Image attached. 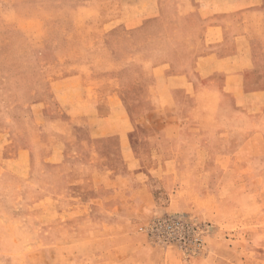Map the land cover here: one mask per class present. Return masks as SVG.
<instances>
[{
    "label": "rangeland",
    "instance_id": "1",
    "mask_svg": "<svg viewBox=\"0 0 264 264\" xmlns=\"http://www.w3.org/2000/svg\"><path fill=\"white\" fill-rule=\"evenodd\" d=\"M84 1L0 0V264H264V96L252 94L242 101V93L236 95V88H231L242 77L251 84L245 91H253L254 85L264 88V39H252V68L245 73L238 63L241 56L218 62L211 55L205 36L212 24L196 27L178 19L179 11L195 18L224 19L236 36L245 27L252 37L264 38V0H215L202 7L184 0L186 7L181 8L182 0H135L134 12L148 19L134 28L137 55L134 68L128 70L132 87L122 89V102L134 117L169 111L208 114L210 125L203 126L208 130L198 159L213 163L201 169L204 176L196 182V192L186 194L189 208L135 224L134 216L122 215V210H104L107 201L78 198L97 193L100 184L92 188L87 182L82 157L73 151L81 149L72 136L55 134L61 127L69 131L68 126L31 119L27 113L35 97L46 93L45 87L37 86L45 75V57L36 51L48 48L58 32L53 19L70 17ZM258 8L261 13H252ZM243 15L250 17L245 25L240 22ZM35 17L44 21L36 22ZM221 27L213 24L214 38L221 37ZM114 36L108 40L113 57L128 56L123 42L129 41L128 35L118 40ZM180 40L201 55L180 56ZM165 50L173 53L163 55ZM164 60L174 69L180 63L188 68L197 64L202 70L167 73L170 83L181 80L186 86L164 90V73L159 70ZM154 84L160 85L166 102L158 99ZM245 114L251 117L231 118ZM243 130L250 132L245 137L249 144L236 152ZM60 139L67 141L62 153L52 148ZM52 151L59 155L57 160ZM93 176L98 177L97 169ZM67 193L74 199L66 198ZM154 193L164 205L168 196L157 188ZM166 218L180 219L175 236L154 226ZM134 227L147 240L139 256L134 251Z\"/></svg>",
    "mask_w": 264,
    "mask_h": 264
},
{
    "label": "crops",
    "instance_id": "2",
    "mask_svg": "<svg viewBox=\"0 0 264 264\" xmlns=\"http://www.w3.org/2000/svg\"><path fill=\"white\" fill-rule=\"evenodd\" d=\"M183 1L178 4L180 8L186 7ZM193 1L196 7L214 5L215 2ZM249 6L252 7L251 4ZM135 8H137L135 0H86L76 5L70 17L54 18L52 23L54 22L58 32L54 33L48 48L36 51L38 57H45L42 60L45 75L37 80V86L42 89L45 87L46 93L43 96H36L27 112L31 114V119L51 120L54 124L62 123L68 126L69 131L61 127L55 134L72 136L73 143L81 149L73 151L74 156L82 157L80 165L86 171L87 182L92 188H98L95 184L98 182L100 184L97 193L84 191L85 193L78 198L107 201L104 203V210H122V215L134 216V224L138 221L151 220L153 216L164 212H181L189 208L185 201L189 198L186 194L196 192L195 184L204 176L201 169L213 166V163L208 164L198 159V153L202 151L204 143L203 137L207 135L205 131L208 130L203 126L210 125L211 117L208 114L196 112L185 115L169 111L150 112L141 117H134V111L126 110L122 102V89L132 87L128 84L130 78L128 70L134 68V55H137L134 53L136 34L134 28L148 19L147 15L141 17L134 12ZM179 13L180 24H184L185 21L197 25L196 27L201 23L212 24L209 32L202 30L201 33L203 35L206 33L205 39H208L206 45L211 48V55L215 54L218 62L229 61L236 54L242 58L241 62L238 59L240 71L245 73L251 71L253 63L251 53L254 51L252 45H256L252 44V39L262 43L264 38L261 34H254L252 37L244 27L243 32L236 36L235 31L229 27V21L226 25L222 21L224 19L213 21L214 17L201 18L198 15L195 18L181 11ZM252 13H261V10L258 8ZM243 16L240 22L245 25L246 18L250 17ZM35 19L36 22L44 21L39 17ZM214 23L218 27L222 26L220 38H214L212 35ZM181 27L183 31L187 30L185 25ZM119 29L126 34L122 36ZM196 30L198 28H194V31ZM112 35H115L114 40L128 35L129 41L123 39L125 50H130L128 56L119 59L113 57L108 43ZM184 36L182 35L181 40H185ZM181 40L180 56L201 55L202 52L197 54L190 52ZM163 43L165 44V39ZM164 52L163 55L166 56L173 53L170 51L167 53L166 50ZM179 65L180 68L174 69L169 60H164V67L159 69L164 73V90L169 88L180 90L186 86L181 80L170 83L167 73L176 70L178 72L202 70L197 64H194L193 68L180 63ZM242 78L241 83H235L231 87L236 88V91L235 89L233 91L236 95L242 93V101H248L252 94H258L259 99L263 98L264 88L260 87L261 85H254L253 91H245L251 84ZM159 87V84H154L157 97L161 102H166L161 97ZM250 117V114H245L231 118L246 120ZM213 132L215 131L210 132L211 136ZM249 133L242 131L243 142L239 143L234 151L245 149L249 144L245 137H250ZM237 134H240V131ZM80 136L83 139H78ZM66 142L65 139L58 140L52 146L53 150L56 148L62 153ZM79 144H82L81 147ZM51 155L54 160L59 156L53 151ZM75 162L74 164H78V161ZM95 169L98 170L97 178L93 176ZM156 188L168 196L164 205L157 202L154 193ZM74 197L70 193L66 194L68 199ZM144 236L137 233L134 227V251L138 252V256L139 250L147 247Z\"/></svg>",
    "mask_w": 264,
    "mask_h": 264
},
{
    "label": "built area",
    "instance_id": "3",
    "mask_svg": "<svg viewBox=\"0 0 264 264\" xmlns=\"http://www.w3.org/2000/svg\"><path fill=\"white\" fill-rule=\"evenodd\" d=\"M154 226L168 235L175 236L177 230L181 228V221L177 218H166L162 219V221L158 223H155Z\"/></svg>",
    "mask_w": 264,
    "mask_h": 264
}]
</instances>
